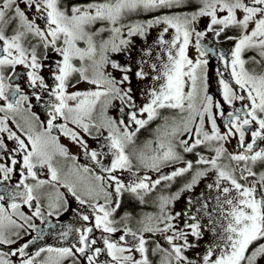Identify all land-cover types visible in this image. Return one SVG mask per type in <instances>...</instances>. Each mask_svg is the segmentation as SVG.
<instances>
[{
    "label": "snow or ice",
    "instance_id": "snow-or-ice-1",
    "mask_svg": "<svg viewBox=\"0 0 264 264\" xmlns=\"http://www.w3.org/2000/svg\"><path fill=\"white\" fill-rule=\"evenodd\" d=\"M23 3L24 7L19 0H0V134H6V138L0 135V161H5L0 162V248L9 246L0 251V264H14L15 257H19L18 264H264V0H91L67 7L63 0ZM186 7L195 10L181 11ZM29 9H35L37 18L44 19L43 27L35 18H29ZM140 13L152 18L123 23L129 15ZM202 17L210 18L207 31L216 36L229 27L240 30L230 60L234 84L219 80L222 102L208 94V60L203 59L206 52L201 45L205 32L195 27ZM97 23L108 27L92 30ZM155 25L162 26L155 41L161 51L156 53L158 63L149 67L157 72L153 80L158 87L154 85L144 93L147 102L137 108L131 86L125 87L135 47L131 38H146ZM9 28L11 35L7 34ZM171 30V38L165 39ZM104 31L111 32L110 38L97 42V35ZM124 31L127 38H122ZM29 36L62 57L52 72L56 83L51 96L55 99L48 102L49 119L43 131H36L34 121L39 117L35 113L24 118L23 125L17 119L28 110L25 102L29 96L18 83H10L8 76L9 69L24 65L28 86L47 88L39 74L43 65L37 45L25 47ZM193 36L198 52L195 60L188 55ZM81 41L85 47L78 46ZM248 50L256 55L245 60L243 55ZM151 52L150 47L138 61V79L148 75L143 67L147 64L144 56L151 57ZM111 53L125 54L128 62L112 59ZM220 59L225 57L221 55ZM249 63L258 67L250 68ZM106 65L118 70L121 77L117 79L108 72ZM74 74L79 76L75 84ZM81 83L88 87L68 90ZM36 99L41 97L37 95ZM117 100L122 105L121 113L125 112L124 105L131 109L125 113L127 122L123 117L117 120L108 115ZM236 102L240 107L235 106ZM225 104L233 110L227 112L221 131L216 116H225ZM169 110L171 114L165 115ZM138 113L146 114V118ZM58 117L65 122L54 124ZM157 119L162 123L155 129V140L138 147L137 134ZM10 121L26 140L12 130ZM69 122L76 127H69ZM54 128L84 148L107 175H83L90 173L88 167H74L62 175L54 158L57 154L67 157L68 150L52 135ZM92 128L98 134L107 129L110 166L100 164L97 151H88L79 130L90 134ZM233 139L236 149L229 151L226 145ZM6 140L15 142L11 149ZM204 150L208 155L203 154ZM187 153L194 154L195 162L185 158ZM17 154H22L20 160ZM134 160L139 166L137 171L143 168L157 173V177L136 176L133 172L136 178L125 183L117 170L132 172ZM17 165L19 179L8 185ZM165 166L173 167L170 174H161ZM38 168L47 169V179L38 177ZM186 174L190 178L178 192L164 194L171 182L185 179ZM204 178L211 180L206 190L195 199L189 196L185 212H173L170 206L182 193H192ZM53 182L63 184L81 205L87 203L93 208L94 226L75 229L78 239L67 247H38L29 252L35 240L43 239L42 235L12 247L22 239V233L36 230L34 218L46 221L45 207L51 217L58 216L67 205ZM46 185L53 191L44 192ZM159 186H163L156 198L159 211L141 219L138 228L134 230L124 223L127 216L121 221L113 218L122 193H132L143 202ZM101 199L103 203H98ZM6 201H10L7 207L3 203ZM22 206L34 210L26 214ZM82 219L89 221L90 217L83 215ZM119 223L124 224L122 229L117 227ZM94 229L102 230L99 239L91 235ZM119 231L123 234L114 239L112 234ZM206 234L211 238L206 240ZM68 235L67 231L60 234L62 239ZM202 241L203 252L190 258L187 253L198 249Z\"/></svg>",
    "mask_w": 264,
    "mask_h": 264
},
{
    "label": "flooded vegetation",
    "instance_id": "flooded-vegetation-1",
    "mask_svg": "<svg viewBox=\"0 0 264 264\" xmlns=\"http://www.w3.org/2000/svg\"><path fill=\"white\" fill-rule=\"evenodd\" d=\"M195 7L192 9H182L181 11L184 12H191L194 11ZM237 31V30H236ZM235 35V34H234ZM218 40H217V39ZM210 37L207 36L205 38L201 39V45L204 47L206 55L203 57V59L208 60V65L213 68V63L212 60L218 59L223 55L225 57V52L223 50L226 42H228L230 39H232V34H226V35H220ZM221 38V39H220ZM195 36L192 37V43L189 46L188 49V55L192 59H196L198 56V52L195 47ZM207 65V66H208ZM27 71L28 69L26 67H18L15 69H9L8 71V76L10 77L9 82L16 84L18 83L21 87V89L29 96L28 101L25 102V109H28L27 111L23 112L20 117L17 119L19 122L23 125L24 124V118L30 116L32 113H35L39 119L37 121H34L36 125V131H43L44 128H47V120L49 119L48 112L50 110V105L49 101H54V97L51 96V89L55 87V83H51L47 85V88H40V87H29L28 86V81H27ZM207 77L208 80L211 77V71L207 68ZM50 79L54 80V76L50 75ZM79 79V76L76 79H73V83L75 84L76 80ZM69 91H73L72 88L68 89ZM77 90H83L82 87L77 89ZM39 95L41 99H36V96ZM135 102V100H134ZM137 108L142 106L141 104L135 102ZM29 105L31 106L29 109ZM125 109V112L121 114V117L125 118L127 122V117L125 115L126 112L131 111L127 106H123ZM236 107H240V104L237 105ZM233 108H231V111ZM165 115L171 114L170 110L164 113ZM141 115V118H146V114H138ZM65 121L63 118H57L56 121H54V124H63ZM162 121L157 119L155 121L150 122L148 125H146L144 128L141 129V131L137 134V136L140 137V139H137L136 143L137 146H143L145 142L150 141L152 139H155L156 137V132L155 129L159 124H161ZM9 126L12 128L13 131H16L18 135H22L20 133L19 129L16 128L15 124L9 122ZM75 128V127H74ZM81 131V136L85 140V142L88 145V151L95 150L98 153V159L100 160V164L107 167L110 166V158H102L101 156H110V152L107 147V140L106 136H101L100 134H96L95 132H90L88 133H83ZM58 133H61L59 128H54L52 131V135L56 136ZM4 136V134H2ZM103 140V142H101ZM101 144H103L104 151H101ZM14 146V143H12V146ZM64 147L68 150V156L64 157L59 154H57L54 158V162L56 165L61 169V173H68L70 169L72 168H83V167H88L90 169V173H87L88 175L95 174V175H102L103 171L99 165H96L94 161L91 160L90 156L86 154L84 148H82L78 143L74 142L71 146L64 145ZM236 149V148H235ZM199 151V149H198ZM207 153L206 150H204L203 154ZM208 154V153H207ZM185 158L188 160H193L194 161V154L193 153H187L184 154ZM72 157H75V160L72 159ZM17 158V155H16ZM5 162V161H1ZM179 166V165H177ZM43 168H38V177L40 179H47L48 178V173L44 174L42 173L41 170ZM173 170L172 166H165L164 168L161 169V174H170V172ZM119 171L117 170V175H119ZM136 173V176H143L145 174L151 175L153 178L157 177V173L151 172L149 170L139 168V171H137V168H133L132 172L124 171L123 174H120V178L124 180L125 183H130L135 176L132 175V173ZM86 175V174H83ZM128 176H132L133 178H128ZM188 175L185 176V178ZM19 179L18 172L13 175V179L9 182H6L8 185H14ZM70 179H75V177L70 178ZM31 183V179L28 181ZM186 182V179H180L177 178L175 181L171 182L170 187L167 190H163V186H159L154 192L148 193L145 197L143 202L139 199V197L135 196L132 193L124 192L121 194L119 197L120 199V206L117 208L116 212L113 213V218L116 221H121L122 218H127L124 220V223H127L129 227H132L134 230L138 228L137 222H139L141 219H143L146 215L148 214H157L159 209L158 205L156 202L157 196L161 193V191H164L165 195H170L172 193L178 192L181 188V186ZM56 184V187L59 189V192L63 194V199L68 201L67 205L60 210V214L53 215L51 217L47 216V208L45 207L43 209L45 216H46V221H41L40 219H35V224L37 225L36 230H33V235H31L27 240L31 239L32 237H36L38 235H42L43 239H37L34 241L33 245L30 246L29 250L30 251H35L37 250L38 247H48L49 245L53 244L55 240L60 236L62 232L67 231L69 233L68 237L66 240L69 239V236L74 234L75 228L77 226L81 227H86V226H94L95 223V213L93 211V208L89 204H83L81 205L79 201L75 199L71 195L70 192H68L67 188L63 186V184L53 182ZM44 192H49L53 191V189L50 186H45L43 189ZM3 192V185H0V193ZM98 203H103V200L97 201ZM137 202V203H136ZM179 200L175 201L173 205H171V209L173 212H178V207L177 203ZM47 201H45V204ZM112 207H115V204L112 205ZM31 211L34 209H30ZM140 214V218L139 213ZM83 215H89L90 219L89 221H84L82 219ZM179 221V218H178ZM124 224L119 223L117 224L118 228H123ZM42 230V231H41ZM101 231L99 229H94V232L91 234L93 237L99 239L101 236ZM123 234L122 231H119L117 233L112 234V237L114 239H118L119 236ZM128 239H131V237H128ZM157 238H153L155 241ZM161 243H165L164 241H160ZM187 255L191 258L194 257L193 255V250H190ZM101 259L103 260L104 257L102 256Z\"/></svg>",
    "mask_w": 264,
    "mask_h": 264
},
{
    "label": "rangeland",
    "instance_id": "rangeland-1",
    "mask_svg": "<svg viewBox=\"0 0 264 264\" xmlns=\"http://www.w3.org/2000/svg\"><path fill=\"white\" fill-rule=\"evenodd\" d=\"M19 2L21 3V6L24 7L23 0H19ZM63 2L65 4L66 1H63ZM28 15H29V18H35L38 25H40L42 27L45 25L44 19L37 18L38 14L36 13L35 9H29L28 10ZM151 18L152 17L149 14H147V13L131 14V15H129L128 17H126L123 20V23L124 24H129V23H134V22H137V21L143 22V21H146L147 19H151ZM209 23H210V18L209 17L198 18L195 27H196L197 31H204L205 32V36L203 38H205L207 36L216 38V35L214 33L207 31V25ZM101 27H108V26L102 25L100 23H97V24L91 26L92 30H94V31L99 29V28H101ZM12 28H15V25H12ZM12 28L8 29V31H7L8 35L12 34ZM230 28L231 27H229L227 29H230ZM161 30H162V26L161 25H155L151 29H149L148 35H147L146 38L145 37H140V36H134V37L131 38L133 40V42H134L135 47L133 49L132 58H131V61H130L131 68H132V71L130 73V80L125 83V87L131 86L132 95H133V98H134L135 102H137V103H139L141 105H143L144 103L147 102V98L144 95V93H146L154 85H156L158 87V84L153 80V77L157 75V72L152 70L149 67V65L151 63H153V62H157L158 63V61L156 59V53L161 51V49L158 48V47H155V41L157 40L159 32ZM236 30H237L238 34L234 35V33H232V39H230L228 42H226L225 44L222 45V46H224L223 50L225 52V59L221 60L220 58H218V59L212 60L213 68L211 66H209V65L207 66V68L211 71V77H212V78H210L208 80V85H209L208 94L212 95L214 100H219L221 102H222V93H221V89H220V86H219V80L221 78H224L226 80H229L230 83L234 84V81L231 80L230 60H231V52H232V50L235 47V41L239 38V34H240V30L239 29H236ZM173 32H174V30H171L170 33L166 34L165 35V39H170ZM222 33L223 32H221L220 35H222ZM110 36H111V32L110 31H104V32H100L97 35L96 39H97V42H99L101 39H105V40L109 39ZM122 38H127L126 31H124L122 33ZM31 44L37 45V54H38V57L40 59V62L43 65V67L40 69L39 74L45 80V84L49 85L51 83H56L55 80L50 79L49 76L52 75V72L55 69L56 63L59 60H61L62 57L60 56V54L58 52H56L51 47L45 49L43 47V45L39 43L37 38L29 36V37L26 38L25 47H28ZM78 46L79 47H85V44H84L83 41H81V42L78 43ZM150 47L152 49L151 57L144 56V59L147 61V64H145L143 66L144 70L148 73V75L144 79L141 80V79H138L135 76V72L139 70L137 64H138V61L140 60L141 56L143 55L144 51H147ZM252 52H254V51L248 50L247 52L244 53L243 58L245 60H249V58L252 57L251 56ZM110 55H111L112 59L117 60L118 62H120L122 64L125 63V62H128V56H126L123 53H111ZM246 55H247V57H246ZM165 59H166V57H165ZM258 59H259V57H258ZM74 63L76 64V66L80 65V62L78 60L74 61ZM18 67L21 68V67H25V66L24 65H17L15 68H18ZM105 67H106V70L108 72H111L112 75L117 77V79H119L121 77L122 74L118 70H113L110 65H106ZM218 73H222L223 76L219 75ZM77 77H78V74H74V78L73 79H76ZM81 87H82L83 90H85L88 87V85L85 84V83H81L80 85L77 86V88L72 89V90H77V89H79ZM236 90H237V92L240 91L238 87H237ZM239 104H240V102H236L235 106H237ZM121 106L122 105H121L120 101H118V100L114 101L113 102V106L108 110V115L113 117L114 119H117V120L120 119L121 118V114H122L121 111H120ZM223 108H224V111H225V116L221 117V116H219V114H217V116H216L217 124L221 128V131H224L223 125H224V123L226 121L227 112H230L231 108H233V107L225 104V105H223ZM68 126L72 127V128L76 127L75 125H72L70 122H69ZM207 127L210 128V125H207ZM92 131L95 132L96 134H98L97 130L95 128H92L90 132H92ZM99 134L101 136H106L107 137V129H101ZM0 135H2V134H0ZM4 137L6 138V134H4ZM56 137L58 139V142L61 145H63V146L64 145L71 146L73 144V146H74V141L69 139L67 136H64L62 134V132L58 133L56 135ZM22 138H24L26 140V137L22 136ZM137 139H140V137L137 136ZM154 140L155 139H152V141H154ZM101 142H103V140H101ZM6 143L8 145V148L11 149L12 148L11 147L12 143H15V142L6 140ZM100 146H101V151H104V148H102L103 144H101ZM138 147H143V146L138 145ZM226 147H228L229 151L235 150V148H236V140L233 139L230 144L226 145ZM204 155H208V154L205 153ZM101 157L102 158L109 157L110 158L109 162L111 163V154H110V156H101ZM21 158H22V154H17V159L20 160ZM133 164H134L133 168H138L139 167L136 164L135 160L133 161ZM16 169H17V172H19V165L16 166ZM46 171H47L46 168H43L41 170V172L42 173L44 172V174L46 173ZM123 172L124 171H119V175H117V176L120 177V174H123ZM63 174H67V173L65 172ZM86 175H88V174H86ZM102 175L106 176L107 174L103 173ZM73 177H75V176H71L69 178H73ZM128 178L131 179L133 177L132 176H128ZM135 178L136 177H134L133 180ZM187 178H190V177L187 176L185 179H187ZM209 182H211V180L209 178H204L202 180V182L193 190L192 193H188V192L182 193L181 194V198L179 199V202L177 203L178 212H181V213L185 212L188 209V207H189L188 203H187L189 196H192V198L195 199L196 196H198L200 192L206 190L205 189V185L207 183H209ZM182 187H183V185L181 186V188ZM9 202L10 201L3 202V203H5V207H7V203H9ZM22 210L25 211L26 214H30L31 213V210L27 206H22ZM192 211H194V209ZM141 213L142 212L139 213V216H138L139 218H140V214ZM182 219H184V218H179V221L182 220ZM33 222H35V219L33 220ZM137 226H140L139 222H137ZM179 226L182 227L183 224L180 223ZM77 228H81V226H77L75 229H77ZM31 235H33V230H28L26 233H22V239L18 242L17 245L12 246V247H18L19 244L27 241V239ZM78 235L79 234L75 231L74 234L69 236L68 240L62 239L61 237H59V238H57L55 240V242L53 244H51L49 246H51V247H67V246H70L72 243H75L77 241ZM210 238H211L210 234H206L205 239L207 240V239H210ZM8 248H9V246L5 245L2 248H0V251L7 250ZM203 248H204V242L202 241L200 247L198 249L193 250L194 257L196 256V253H198V252L202 253L203 252ZM29 252H33V251L29 250ZM13 259H14V264H18L19 257H15Z\"/></svg>",
    "mask_w": 264,
    "mask_h": 264
},
{
    "label": "trees",
    "instance_id": "trees-1",
    "mask_svg": "<svg viewBox=\"0 0 264 264\" xmlns=\"http://www.w3.org/2000/svg\"><path fill=\"white\" fill-rule=\"evenodd\" d=\"M63 1H66V5H70V4H73V3H81V4H86L88 2H91V0H63ZM65 5V4H64ZM193 7H186L185 9H192ZM234 33L235 35L238 34V32L236 31L235 28H230V29H227L225 32L222 33V35H226V34H232ZM248 55V54H247ZM246 55V57H247ZM256 53L255 52H252L251 53V56H255ZM258 59V57H257ZM248 67H258V66H254L252 64L249 63ZM137 203V202H136Z\"/></svg>",
    "mask_w": 264,
    "mask_h": 264
}]
</instances>
